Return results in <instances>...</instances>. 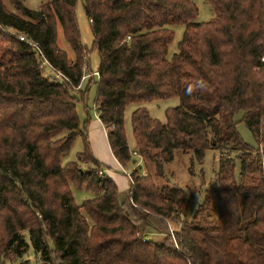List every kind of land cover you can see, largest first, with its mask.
I'll return each instance as SVG.
<instances>
[{
    "label": "trees",
    "instance_id": "1",
    "mask_svg": "<svg viewBox=\"0 0 264 264\" xmlns=\"http://www.w3.org/2000/svg\"><path fill=\"white\" fill-rule=\"evenodd\" d=\"M10 1L20 14L0 0V264H30L32 247L38 264H264V0H208L207 22L197 21L195 0H85L100 55L93 109L131 172L126 195L95 158L91 118L79 112L95 79L81 89L89 50L79 0L39 10ZM178 25L185 31L170 59ZM59 27L75 59L59 46ZM48 66L62 78L46 75ZM173 97L180 105L165 123L134 111L132 151L129 105ZM240 112L257 146L243 140ZM79 135L83 150L63 165ZM210 149L220 153L218 204L207 201L191 219L189 192L157 184L133 154L161 175L178 151L203 164ZM73 187L93 196L79 205Z\"/></svg>",
    "mask_w": 264,
    "mask_h": 264
},
{
    "label": "rangeland",
    "instance_id": "2",
    "mask_svg": "<svg viewBox=\"0 0 264 264\" xmlns=\"http://www.w3.org/2000/svg\"><path fill=\"white\" fill-rule=\"evenodd\" d=\"M25 6L33 10L41 9L46 3L47 0H21ZM5 4L11 11H14L20 14L19 10L11 3L10 0H4ZM198 8L199 15L197 21L207 22L214 18L215 13L211 4L208 0H195ZM77 17L78 23L81 32V38L83 44L89 50V56L86 58L87 68L85 71L86 76L88 77L93 72L95 74V79L90 88V108L93 109L94 101L98 94V81L99 74L98 70L100 67V55L96 47L94 46L95 34L93 31L92 22L90 21L86 9H85V0H79L77 5ZM185 31L184 25H178L175 27V37L173 42L170 45L169 58L172 59L175 53L179 51V43L183 38ZM58 44L66 51L70 58L75 59V52L67 41L62 27H59V39ZM89 66V67H88ZM54 71L51 67H46L45 74L54 75ZM90 83V76L85 78L81 89L85 91ZM180 105V98L173 97L166 100H156L143 103H133L129 105L126 110V119H125V129L128 135L129 145L132 148V151L135 150L136 140L133 132L132 125V115L135 110L138 108L145 107L151 113L153 118L159 119L162 122H167V110L169 108H174ZM235 120L238 125V130L243 138V140L251 146H257V140L254 133L249 129L244 122V112H240L235 116ZM67 135L66 132H63L55 136V139L61 138ZM84 148L83 138L79 135L76 139V142L72 149L62 157V164L66 165L72 161L78 159V153L81 152ZM234 157L237 154H232ZM137 164H141L143 169L142 173H149L153 180L159 184L171 185L178 188H182L189 192L190 204L186 214L187 219H191L196 211L200 209L207 201H210L213 205L217 206L218 199L216 195V181L217 175L220 170V153L216 150H208L206 152L203 164H200L195 160L192 153H184L178 151L174 161L168 163L164 166L162 174L160 175L157 171L156 165L148 159L147 164L145 161H141L139 157H135ZM81 169L88 171V168L91 166L81 163L79 166ZM94 169V168H93ZM126 173V172H125ZM127 172L126 174L128 175ZM240 173V165L238 163L236 169V176L238 177ZM73 192L77 201V204L82 205V203L93 196V194L86 189L79 190L76 187H73ZM95 196V195H94ZM175 228V225H173ZM30 260V264H38V258L35 254L33 247L29 251L28 255L25 257ZM6 264H12L11 261H7Z\"/></svg>",
    "mask_w": 264,
    "mask_h": 264
},
{
    "label": "crops",
    "instance_id": "3",
    "mask_svg": "<svg viewBox=\"0 0 264 264\" xmlns=\"http://www.w3.org/2000/svg\"><path fill=\"white\" fill-rule=\"evenodd\" d=\"M88 77L86 76L85 78ZM89 101L86 104L82 103L79 105V112L83 122L87 121L89 116L91 118L88 128V136L93 148L94 156L103 164L104 172L116 182L121 194L126 195L132 187L131 178L126 174L128 171H126V169L120 164L111 148L108 130L102 122L98 111H96L95 107L90 112L88 111V108H90L88 106L90 105Z\"/></svg>",
    "mask_w": 264,
    "mask_h": 264
},
{
    "label": "built area",
    "instance_id": "4",
    "mask_svg": "<svg viewBox=\"0 0 264 264\" xmlns=\"http://www.w3.org/2000/svg\"><path fill=\"white\" fill-rule=\"evenodd\" d=\"M13 35H17V33L16 32H13ZM19 37L21 38V40H23V41H26V37L24 36V35H19ZM46 63L48 64V62L46 61ZM49 65V64H48ZM49 67H51V66H49ZM52 68V67H51ZM53 69V68H52ZM54 70V69H53ZM55 71V70H54ZM54 78H62V74L61 73H57V72H55V74H54ZM133 154L134 155H136V156H138L140 159H141V161H143V158L141 157V156H139L136 152H133ZM146 175H147V173H145ZM128 175L130 176V178H131V173H128ZM131 181H132V178H131Z\"/></svg>",
    "mask_w": 264,
    "mask_h": 264
}]
</instances>
